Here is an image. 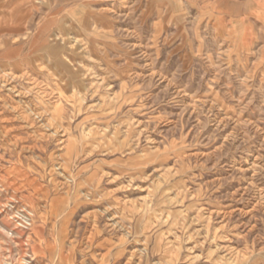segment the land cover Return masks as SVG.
Wrapping results in <instances>:
<instances>
[{
    "label": "rangeland",
    "instance_id": "rangeland-1",
    "mask_svg": "<svg viewBox=\"0 0 264 264\" xmlns=\"http://www.w3.org/2000/svg\"><path fill=\"white\" fill-rule=\"evenodd\" d=\"M0 264H264V0H0Z\"/></svg>",
    "mask_w": 264,
    "mask_h": 264
}]
</instances>
